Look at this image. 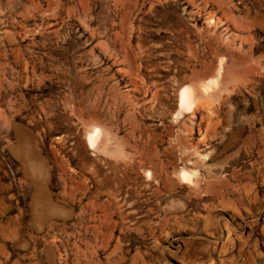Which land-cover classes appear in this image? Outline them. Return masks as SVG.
Segmentation results:
<instances>
[{
	"label": "rangeland",
	"instance_id": "1",
	"mask_svg": "<svg viewBox=\"0 0 264 264\" xmlns=\"http://www.w3.org/2000/svg\"><path fill=\"white\" fill-rule=\"evenodd\" d=\"M0 264H264V0H0Z\"/></svg>",
	"mask_w": 264,
	"mask_h": 264
},
{
	"label": "bare ground",
	"instance_id": "2",
	"mask_svg": "<svg viewBox=\"0 0 264 264\" xmlns=\"http://www.w3.org/2000/svg\"><path fill=\"white\" fill-rule=\"evenodd\" d=\"M190 92H191V90H190ZM189 92V88H186V89H184L183 90V92H182V100H184V101H189L190 100V97H191V93ZM194 97V96H193ZM189 104H190V102H189ZM96 133V132H95ZM96 136V135H95ZM94 135H92L90 138H91V140H93L94 139V137H95ZM95 140V139H94Z\"/></svg>",
	"mask_w": 264,
	"mask_h": 264
}]
</instances>
